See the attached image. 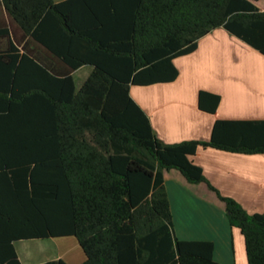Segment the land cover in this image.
<instances>
[{
    "label": "trees",
    "instance_id": "trees-1",
    "mask_svg": "<svg viewBox=\"0 0 264 264\" xmlns=\"http://www.w3.org/2000/svg\"><path fill=\"white\" fill-rule=\"evenodd\" d=\"M261 2L0 0V264H21L17 242L61 237L76 239L81 264H220L212 242L174 235L170 171L210 191L247 264H264V213L222 197L192 160L208 148L264 155V120L217 119L206 141L165 144L129 92L174 82V60L218 28L264 56ZM219 102L198 94L200 111Z\"/></svg>",
    "mask_w": 264,
    "mask_h": 264
},
{
    "label": "crops",
    "instance_id": "crops-1",
    "mask_svg": "<svg viewBox=\"0 0 264 264\" xmlns=\"http://www.w3.org/2000/svg\"><path fill=\"white\" fill-rule=\"evenodd\" d=\"M174 65L178 70L174 82L132 86L129 90L163 143L206 141L217 119L264 120V56L225 29H215L201 38L196 50L175 59ZM85 67L91 72L92 67L86 65L75 72ZM200 91L220 97L214 114L199 110ZM192 160L222 197L233 199L248 214L264 213V155L208 148L198 150ZM164 187L176 238L212 242L217 263L247 264L242 234L230 228L221 205L210 191L203 185L185 184L178 172L171 171L164 173ZM55 239L61 243L60 252L50 261L60 259L66 264L85 261L75 238L52 240Z\"/></svg>",
    "mask_w": 264,
    "mask_h": 264
},
{
    "label": "rangeland",
    "instance_id": "rangeland-1",
    "mask_svg": "<svg viewBox=\"0 0 264 264\" xmlns=\"http://www.w3.org/2000/svg\"><path fill=\"white\" fill-rule=\"evenodd\" d=\"M258 6L264 9L262 2L258 3ZM89 72L90 69L85 67L74 73L73 79L77 89L85 82ZM174 172L176 171H171V173ZM60 244V241L56 239H43L21 241L15 243L14 246L21 264H42V262L50 261L59 254Z\"/></svg>",
    "mask_w": 264,
    "mask_h": 264
}]
</instances>
